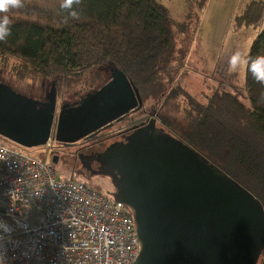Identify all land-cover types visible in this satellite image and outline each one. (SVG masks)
<instances>
[{"label": "water", "instance_id": "95a60500", "mask_svg": "<svg viewBox=\"0 0 264 264\" xmlns=\"http://www.w3.org/2000/svg\"><path fill=\"white\" fill-rule=\"evenodd\" d=\"M46 102L0 84V137L23 147L77 141L142 105L138 89L117 68L110 79L55 113ZM90 176L110 180L114 202L128 208L140 249L132 264H257L264 249L261 202L221 168L155 120L96 155L77 154ZM58 156L52 157V163Z\"/></svg>", "mask_w": 264, "mask_h": 264}, {"label": "trees", "instance_id": "16d2710c", "mask_svg": "<svg viewBox=\"0 0 264 264\" xmlns=\"http://www.w3.org/2000/svg\"><path fill=\"white\" fill-rule=\"evenodd\" d=\"M24 4L23 9L8 13L11 35L0 41V60L21 61L42 78L52 80L57 96L80 77L104 66L119 69L140 94L157 91L161 74L174 60L176 25L157 0H82L77 6L78 20L67 17L59 0H24ZM259 10L258 2L247 7V24L257 22ZM257 55H264V30L248 52V56ZM243 92L245 105L231 96L227 105L215 111L220 118L217 129L213 122L211 130L199 119L205 125L198 123L191 132L198 148L160 118L159 127L207 159L213 158L209 160L251 192L264 208V85L254 81L246 69ZM179 95L187 96L180 86L162 97L174 105ZM214 114H209L212 120ZM202 126L204 133L198 130ZM69 178L78 180L73 174ZM95 189L105 195L113 191ZM258 264H264V249Z\"/></svg>", "mask_w": 264, "mask_h": 264}, {"label": "rangeland", "instance_id": "374dc122", "mask_svg": "<svg viewBox=\"0 0 264 264\" xmlns=\"http://www.w3.org/2000/svg\"><path fill=\"white\" fill-rule=\"evenodd\" d=\"M157 1L167 9L169 17L176 25L174 35L177 49L168 71L160 76L159 89L142 92L140 96L144 107L150 110L154 108L157 111L158 120L163 119L177 135L186 139L190 138L189 140L194 145L197 142L192 139L191 132L198 128L199 119L204 120L212 130L211 122L214 128L220 126V118L214 114L215 111L218 112L220 107L227 105L232 100L231 96H237L236 98L245 105L242 99L245 67L241 66L238 72L230 73L227 59L235 51L248 56L253 41L264 30V0ZM252 2H258L260 5V10L257 12L258 20L247 24L244 13ZM110 69L111 66H104L80 77L73 85H68L64 92L66 93L64 102L74 101L76 97L73 92L79 90L81 85L85 86L91 82L95 84L103 74L108 76ZM0 71L3 81L19 91L36 90L39 95L43 96L44 92L50 91L53 86L52 80L42 78L21 61L11 58L0 60ZM96 85L98 82L93 88H96ZM178 86L186 92L187 96H176L174 105L163 101L162 96ZM198 111L203 115L198 114ZM210 113L214 114L213 120ZM205 114L208 119H205ZM203 126L198 129L202 133L205 132ZM0 144L14 147L18 152L39 160L43 159L46 154L45 147L27 149L2 137H0ZM102 146L99 144L98 147ZM78 150V148H71L58 153V162L53 164L56 177L69 179L73 174L87 185L99 190H107L105 186H100L102 184L100 180L97 186L89 182L86 175L80 173V164L76 159Z\"/></svg>", "mask_w": 264, "mask_h": 264}, {"label": "built area", "instance_id": "2783aa9c", "mask_svg": "<svg viewBox=\"0 0 264 264\" xmlns=\"http://www.w3.org/2000/svg\"><path fill=\"white\" fill-rule=\"evenodd\" d=\"M52 142L40 160L0 144L7 264H132L140 249L132 215L80 180L58 179Z\"/></svg>", "mask_w": 264, "mask_h": 264}, {"label": "flooded vegetation", "instance_id": "af4514ba", "mask_svg": "<svg viewBox=\"0 0 264 264\" xmlns=\"http://www.w3.org/2000/svg\"><path fill=\"white\" fill-rule=\"evenodd\" d=\"M0 75H2L1 71H0ZM109 79H110V74H108V76H105V74H103L101 75L99 81H96V83L98 82V85L95 86L96 88H93L94 85L96 84L95 82H94L95 84L91 82L90 84H86L85 86L81 85L79 90L73 92V95L76 98L72 102H64L63 99L66 93H63L62 96L56 95V106H55L56 115L58 114L62 105H65V104L73 105L74 103L79 102L82 97L86 96L88 93H91L94 90H97L98 88L103 86ZM0 84L7 85L14 92L19 93L20 95H24L32 100H36L39 102H46V99L49 95L48 94L49 91L47 90L44 92L43 96L39 95L38 91L36 90L35 91L31 90V91H26V92L19 91L18 89L14 88L12 85L5 83L2 77H0ZM141 101H142V105L139 109L128 112L121 120L119 121L116 120L112 123L105 125L104 127L98 128L97 130L85 136H82L77 141L56 142L55 140H53L52 146L54 149V155H57L59 159V155H58L59 152L65 149H71V148H75V149L78 148L79 153L77 154H84V155H91V156L96 155L98 153H102L104 149L111 143L124 141V138L126 136H128L134 130L148 125V123L151 120H155V126L159 127L160 122L157 118V111L154 108L152 110L147 109L146 107H144L142 98H141ZM99 144L100 146L102 145L103 146L98 147ZM52 157H51V161H52ZM76 159L80 164V168H81L80 173H83L84 175H86L89 178V182L91 181L95 185L99 186L100 184L99 180H100L102 183L100 186L102 187L105 186V189L108 188L107 190L112 188L110 180L107 177L95 176V175L90 176V172H94L98 169V163H96L95 161L90 162V170L87 171L86 169L82 168L81 163L78 160L77 156H76Z\"/></svg>", "mask_w": 264, "mask_h": 264}, {"label": "clouds", "instance_id": "9594fccd", "mask_svg": "<svg viewBox=\"0 0 264 264\" xmlns=\"http://www.w3.org/2000/svg\"><path fill=\"white\" fill-rule=\"evenodd\" d=\"M82 0H59V8L72 20L79 19L77 6ZM25 7L24 0H0V41L11 35L12 20L8 13L12 10H20ZM227 66L230 73H236L241 66L251 74L257 83L264 85V55L244 56L240 51L233 52L227 59ZM8 250L0 244V264H7Z\"/></svg>", "mask_w": 264, "mask_h": 264}]
</instances>
